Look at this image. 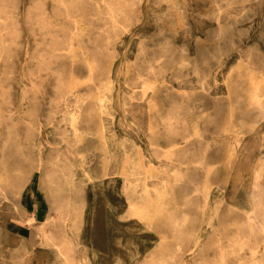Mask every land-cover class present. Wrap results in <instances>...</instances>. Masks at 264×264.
I'll use <instances>...</instances> for the list:
<instances>
[{
    "label": "rangeland",
    "instance_id": "374dc122",
    "mask_svg": "<svg viewBox=\"0 0 264 264\" xmlns=\"http://www.w3.org/2000/svg\"><path fill=\"white\" fill-rule=\"evenodd\" d=\"M0 17V264H264V0Z\"/></svg>",
    "mask_w": 264,
    "mask_h": 264
},
{
    "label": "bare ground",
    "instance_id": "6f19581e",
    "mask_svg": "<svg viewBox=\"0 0 264 264\" xmlns=\"http://www.w3.org/2000/svg\"><path fill=\"white\" fill-rule=\"evenodd\" d=\"M0 19H4L3 17L1 18L0 17ZM263 161V160H262ZM259 163V162H258ZM261 163V162H260ZM16 210V209H15ZM26 212V211H25ZM25 218H26V220L31 224L32 223V221L35 219V217H32V216H25ZM10 229V228H9ZM19 230V229H18ZM21 233V232H20Z\"/></svg>",
    "mask_w": 264,
    "mask_h": 264
},
{
    "label": "crops",
    "instance_id": "0c3cea01",
    "mask_svg": "<svg viewBox=\"0 0 264 264\" xmlns=\"http://www.w3.org/2000/svg\"><path fill=\"white\" fill-rule=\"evenodd\" d=\"M26 210H27V209H26ZM37 217H38V214L36 215V218H37ZM100 220H102V219L100 218ZM99 229H100V230H99V233H100L102 228H99ZM91 230H92V228H91ZM93 244L97 246L96 243H92V242L90 241L91 248H94V245H93ZM94 249H96V248H94ZM99 251H100L99 253L102 254L101 250H99Z\"/></svg>",
    "mask_w": 264,
    "mask_h": 264
}]
</instances>
